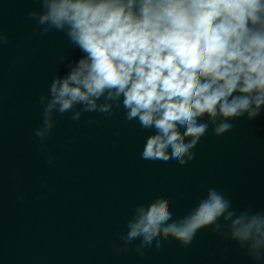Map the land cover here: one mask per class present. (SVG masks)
<instances>
[{
  "label": "clouds",
  "instance_id": "9594fccd",
  "mask_svg": "<svg viewBox=\"0 0 264 264\" xmlns=\"http://www.w3.org/2000/svg\"><path fill=\"white\" fill-rule=\"evenodd\" d=\"M33 2L39 5L28 12L33 32L62 33L79 52L59 56L67 70L38 97L41 123L32 132L50 166L56 156L47 143L57 117L79 122L84 114L110 118L122 110L125 122L152 133L142 160L183 167L210 127L221 137L233 131V121L252 122L264 113V0ZM8 43L0 29V49ZM86 123L100 121L89 115ZM198 187L205 194L182 216L169 196L134 204L114 253L143 258L170 239L187 248L210 229L252 264H264V210L238 209L222 191Z\"/></svg>",
  "mask_w": 264,
  "mask_h": 264
}]
</instances>
